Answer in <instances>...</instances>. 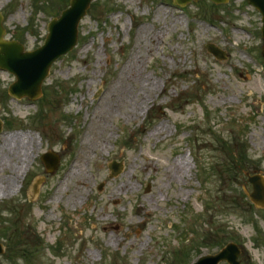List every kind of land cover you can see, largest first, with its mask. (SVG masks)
Segmentation results:
<instances>
[{
  "label": "rangeland",
  "instance_id": "1",
  "mask_svg": "<svg viewBox=\"0 0 264 264\" xmlns=\"http://www.w3.org/2000/svg\"><path fill=\"white\" fill-rule=\"evenodd\" d=\"M65 1L0 0L6 37L19 38L24 50L37 48ZM260 17L247 0L183 7L173 0H93L76 45L54 61L39 98L11 97L15 77L0 70V119L11 122L2 124L0 138L23 134L35 143L13 190L0 194V264H183V251L190 263L229 241L242 264H264V207L248 197L245 176L264 177ZM208 42L226 57L207 52ZM138 76L151 83L145 91ZM139 89L146 104L128 116L133 103L125 94ZM117 93L124 104H108ZM102 124L108 139L93 149ZM160 124L166 130L153 135ZM80 149L85 185L72 170ZM45 151L58 156L52 173L40 159ZM239 153L245 161L231 164ZM180 157L186 167L176 176ZM112 161L121 168L110 177ZM119 178L132 188L123 202L104 204ZM114 205L119 215L105 209Z\"/></svg>",
  "mask_w": 264,
  "mask_h": 264
},
{
  "label": "water",
  "instance_id": "2",
  "mask_svg": "<svg viewBox=\"0 0 264 264\" xmlns=\"http://www.w3.org/2000/svg\"><path fill=\"white\" fill-rule=\"evenodd\" d=\"M91 0H70L69 7L62 10L59 18H53L47 25L48 33L45 41L40 47L24 51L23 45L19 41L4 39L5 30L2 25V16L0 15V68L13 73L16 80L9 85L8 92L17 98L26 96L29 99L38 97L41 92V82L48 75L49 67L52 61L68 52L77 42L78 23L86 10L90 6ZM192 0H175L177 4L184 5ZM214 3L225 2L226 0H211ZM249 4L258 8L262 15V38H264V0H248ZM207 51H210L218 59L224 58L223 52L208 43L205 45ZM264 58V47L262 49ZM2 121L0 120V130ZM1 132V131H0ZM46 168L52 171L56 168V158L52 153H46L42 156ZM50 159H54L50 161ZM116 163H112L110 169L112 175L118 172ZM252 184L253 191L250 198L258 204L264 206V182L259 175H248ZM2 246L0 245V253ZM238 248L233 243L217 252L215 255H206L199 258L194 264H217L220 260H226L230 264H239L237 261Z\"/></svg>",
  "mask_w": 264,
  "mask_h": 264
},
{
  "label": "bare ground",
  "instance_id": "3",
  "mask_svg": "<svg viewBox=\"0 0 264 264\" xmlns=\"http://www.w3.org/2000/svg\"><path fill=\"white\" fill-rule=\"evenodd\" d=\"M133 72V71H132ZM132 74V73H131ZM134 77V75H132ZM136 78V77H135ZM138 79H142V85L140 86V89H143L145 91L150 85V81L144 78H141L138 76ZM139 89V92H134L133 95H129L128 92L125 94V98L127 97V102L133 103L132 105V110L128 111L127 114L128 116H132L133 113L137 112L136 109L138 106L142 105L143 102L146 104L147 99L144 97L145 94H142ZM124 99L123 95L121 93H117L116 96L114 97L113 94L109 95L107 99V103L111 104L112 106L116 105H122L124 104ZM144 104V105H145ZM142 108V107H141ZM112 110V108H111ZM103 113H100L97 116L96 124L98 123L99 120L103 118ZM100 133L98 134V138L100 139L97 141L93 149H102L103 146L105 145L104 143L108 139V136H101L104 134V131L108 130V126L102 124L100 126ZM142 130V129H141ZM166 127L164 124H160L156 126L152 131L153 135L160 134L162 131H165ZM35 143L32 138L26 137L25 135L21 134H10V135H1L0 138V172H8L10 178H6L4 180H0V194H5L9 193L10 191L13 190V184L14 180L17 179L18 177V172H20L24 165L25 162L28 161V159L32 156L33 150ZM81 146H84L83 144ZM82 152V154H81ZM86 160V150L80 149V153L78 156V162L76 163L75 166H73L72 170H75V173L80 175V183L85 185L86 184V177L85 174L82 172V165L80 160ZM98 159H101L98 157ZM149 162V161H148ZM186 167V162L184 157H180L179 160L174 161L173 165V170L176 176L180 175L181 171L184 170ZM73 173V172H72ZM73 173V174H75ZM132 177H135L134 174L131 175ZM114 183L112 187L107 191V195L105 197V200L103 201L104 204H107L109 201L114 200V199H120L121 202H123V197L122 194L123 192L130 190L132 188L131 182L126 179L124 181H121L119 179H113ZM136 211H140L144 208L143 203L140 201L134 202ZM111 208L113 211H116V215H119L117 206L113 207H105V209ZM111 239V243L114 245L118 241V239Z\"/></svg>",
  "mask_w": 264,
  "mask_h": 264
},
{
  "label": "trees",
  "instance_id": "4",
  "mask_svg": "<svg viewBox=\"0 0 264 264\" xmlns=\"http://www.w3.org/2000/svg\"><path fill=\"white\" fill-rule=\"evenodd\" d=\"M65 2H67V1H65ZM66 6V3H63V6L62 7H65ZM26 31H28V29L26 30ZM240 154V158L239 159H236V156L232 159V160H229V162L231 163V164H233L234 163V165H235V161H240L241 160V162L243 163V161H245V155L244 154H242V153H239Z\"/></svg>",
  "mask_w": 264,
  "mask_h": 264
}]
</instances>
